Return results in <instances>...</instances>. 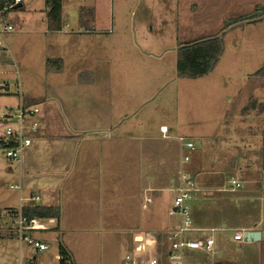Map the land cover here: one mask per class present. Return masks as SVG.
Instances as JSON below:
<instances>
[{
    "label": "rangeland",
    "instance_id": "obj_1",
    "mask_svg": "<svg viewBox=\"0 0 264 264\" xmlns=\"http://www.w3.org/2000/svg\"><path fill=\"white\" fill-rule=\"evenodd\" d=\"M228 1L218 0L219 5L215 6L216 0H200L201 4L204 3L203 8L206 12L200 14L201 17L189 16L188 18L181 13V7L185 4L184 1L182 4V0L179 4L177 3V12L173 8V3H167V0H142L140 2L135 0L123 7H120L115 0H67L63 2V18L67 20L70 31L79 27L82 18H88L93 21L94 28H99V23L106 28L105 30L111 28L110 37L117 35L124 42L139 45L146 53L145 55L151 51V49L148 50L147 45H144L147 42L157 49L155 53L153 52L155 58L160 57V54H165L163 55L166 58L164 64L167 65H160L163 70L167 68L163 72L165 74H161L157 68L153 70L154 74L142 75L148 78L140 77L142 71L140 65H131V72L128 74L126 71L122 75L124 81H114L116 76L113 74L112 66L114 65L111 62L112 65L98 67L99 72H104L101 80L98 75L99 83L106 85L101 90L111 93L107 98L108 103L117 100L119 94L126 98L131 92L142 89L154 96L148 95L147 98L150 101L148 104H150L162 99L164 93L167 92V100H169L167 111L175 114L173 117L176 118L178 130L183 132L186 141H191L195 145L193 157L196 154L197 157L204 154L205 160L211 161L213 158L216 162L215 166L225 170L233 168L234 162L231 165L229 162L240 150L244 155L250 151L249 147L240 146L242 132L239 131H242L245 125L244 118L247 116L245 112L255 111L249 118L254 128V138H258L259 128L264 123L262 117L257 114L262 111L263 104H260V101L264 98V78L256 76V72L264 66V22H262L264 20L254 19L250 22H241L223 31L228 20L256 14L255 9L245 7L244 0H235V11L229 10L232 5L225 6L229 5ZM44 3L45 0H25L24 8L11 11L8 15V22L14 30L4 35L8 52L4 53L1 58L0 82H9L10 91L2 92L0 88V138L4 137L8 122L16 126L15 120L4 118L10 110L18 112L20 105L28 101L32 102L31 104H37L40 113L27 123L30 126L34 120H37L39 127L37 132L27 130V135L33 139V142L36 139L34 146L32 145L35 153L30 162L26 160L25 163L24 161L22 173L17 163L8 160L3 150L0 149V264H19L21 255H37L36 264H59L56 258L59 253V240H61L60 232L56 230L60 225L59 219L55 223H50L48 220L42 222L47 230L37 236L45 240L50 245V249L38 254L34 249L20 245L11 236L8 229L11 226V220L7 219L6 211L20 206L21 193L11 189V186L21 184L23 192L45 195L40 188L42 184L48 183L49 179L45 175H43L45 180L38 176L42 175V172L36 170L38 141L40 137L45 136L48 123L54 120L53 123L60 125L65 120L68 116V107L71 111L75 106L84 107L85 89L80 86L78 80L84 72L83 68L92 66V62L95 63L92 44L96 36H87L90 40L82 44L81 41L70 43L64 35L50 33L47 29L45 14L41 10ZM168 5L172 7H167ZM138 21H140L139 25ZM97 36L106 37L104 33ZM211 36H222L225 44L223 56L215 70L197 79L178 77V48L181 44L200 37ZM62 58H65L66 66L63 73L59 74L60 64L56 61ZM137 62H139V57H135L134 64ZM133 68L137 71L135 76L132 72ZM119 84L124 85L125 91H117ZM106 91L101 94L105 95ZM58 94L64 100L65 106L62 103L63 107L58 103ZM244 102H246L245 106L247 105L245 109H239ZM45 107L47 110L44 109ZM75 114L71 112V118ZM82 116L84 115L81 114ZM227 119L233 122L224 125ZM246 119L248 121V118ZM75 120L72 118L73 123H76ZM52 132L56 130L53 129ZM218 132H223V135L215 138L221 144L227 140L230 141V146L219 148L209 143V139ZM171 142L174 152L173 163L177 160L178 144L175 141ZM178 143L181 144V142ZM127 145L124 148L125 153L128 154ZM255 147L259 149V145L254 146V149ZM68 152L71 153L70 150ZM43 153L47 154L46 150ZM111 162L112 159L106 161L107 167H110ZM127 166H124V171L128 173L123 176L124 178H111L113 171L105 168L104 177H108L107 182L103 178L100 184L95 178L87 177L86 179L89 183L87 187L93 193L101 186L112 187L116 191V193L114 191L103 192L101 196L105 207L102 211L103 220L98 222L96 217L91 216L96 210L86 207L89 203L96 204L100 201L97 195H91L89 192L85 196H80L81 208L74 209L73 206L66 215V227H61V231L66 232L69 244L80 259L77 258L78 264H91L97 260H100V264H113L112 259L115 252L117 256L124 258L122 263L124 264L125 255L128 252V239H130L124 229H127L134 219L137 220L136 216H127L130 212L124 210V202L129 206L130 204L135 206L137 200L135 201L136 195L133 191L138 189V184L134 182L135 179L129 176ZM162 181L160 177L159 182L165 185ZM43 195L42 200L36 202L35 205L43 206ZM165 203L167 201L162 199L154 208L162 217L167 215V204ZM234 234L226 230L214 233L217 254L214 256L226 261L243 259L246 261L244 264H255L250 262V257L258 254V248L249 243L233 242ZM162 238L163 250L161 249L160 254L163 253L167 259V249L170 247V243L167 242V233H164ZM200 257L202 255L199 252L187 249L183 252L185 264L194 260L198 261ZM74 264H76L75 261Z\"/></svg>",
    "mask_w": 264,
    "mask_h": 264
},
{
    "label": "crops",
    "instance_id": "obj_2",
    "mask_svg": "<svg viewBox=\"0 0 264 264\" xmlns=\"http://www.w3.org/2000/svg\"><path fill=\"white\" fill-rule=\"evenodd\" d=\"M115 1H117L120 7H123L135 0ZM140 1L142 0H136V2ZM179 1L167 0V3H173V8L177 12V3L179 4ZM183 1L185 4L181 7V13L186 18L189 16L197 17L203 12H206L203 8L204 3L201 4L200 0H182V4ZM63 2H67V0H63ZM228 2L229 5L225 6L230 7L232 5V8L229 10L235 11V0H229ZM24 3L25 0H22L17 5H21L20 8H24ZM243 3L245 7H249L251 10L264 7V0H244ZM214 4L215 6L219 5L218 0ZM215 6L213 5L214 8ZM167 7L172 6L168 5ZM41 10L45 14L48 31L50 33L64 35L70 43L81 41L82 44H85L90 40L87 39V36H96L92 44L94 48L93 60L95 63L92 62V66L83 68L84 72L81 74V79L78 80L80 81V86L85 89L84 107L75 106L73 108L72 106V111L68 107V116L65 117V120L60 125L56 122L53 123L54 120L48 123L49 126L46 127L45 136L40 137L41 139L38 141L36 148L37 157L35 160L36 170L42 172V175L38 176H41L44 180L46 179L45 177L49 179V182L42 184L40 188L45 195H40L36 192H23L24 195L37 194L41 197L43 195L44 202L42 205L44 207L59 209L60 217L58 221H60V225L56 229L61 235L59 245L61 243L69 250L73 264L74 261L78 264L79 258L69 244L66 232L61 231V227H66V215L73 206L74 209H80L82 206V204L80 205L82 201L80 196H85L89 192L91 195H97L99 197L97 199H100V201L96 204L89 203L86 207L96 210L92 213L93 215H90L96 217L98 222L103 220L102 211L105 207L101 196L103 192L114 191L116 193V191L112 187L104 188L100 185L101 187L94 190L95 192L93 193L87 187L89 183L86 182V179L87 177L95 178L99 184L103 179L106 181L108 177H104L106 175L105 168L106 170L109 168V170L113 171L111 178H124L123 176L128 174L124 171V166L126 165H128L126 168L129 170V176L134 178V182L138 184V189H134L133 191L136 195L135 201L137 200L135 206L132 204L129 206V204L124 202V210L130 212L127 216H136L137 219H134V222L130 223L127 229H124L127 231L128 237H130L128 239V252L126 255L141 240H150L148 242L150 245L146 248L142 260L157 256L161 264H170L168 262V255L171 251V246L167 249V259L163 256V253L160 254L163 250L162 236L164 233L168 235L169 232L176 229L179 225V219L170 217L168 212L176 195L175 190L181 182L179 179L180 171L184 170L195 180L198 188V192H196L195 198L191 203L194 231L187 233L186 238L201 239L212 230L214 233L224 232L226 230L234 232L235 234L259 232L260 239L258 241H235V234L232 240L237 244L249 243L257 247L258 254L251 256L250 262L264 264V123L259 128L258 138H254V128L249 118L255 111L248 110L245 112L248 121L244 118L245 125L242 131H239L242 132L240 134L242 135L240 146L244 148L249 147L250 151L244 155L242 150H240L237 153L239 156L234 155L229 162V165L234 162L233 168L229 170L219 169L215 166L216 162L213 161V158L211 161L205 160L204 154H201L199 157L196 154L193 157L192 153L195 151V148L194 150L187 149L185 145L187 143L186 138L183 132L178 130L176 118L173 117L175 114L173 115V112L168 113L167 111V105L169 103V100H167V92L164 93L162 99H158L159 101L150 104H148L150 101L147 97L148 95L151 97L154 96L146 93L142 89L137 92H131L126 98L119 94L117 95V100H114L113 103H108L107 98L111 93L106 90H101L106 85L99 83V77L101 80L104 72H99L98 67H105L107 64L114 65L112 66L113 74L116 76L114 81H124L122 75L126 71L128 74L131 72V65L141 66L142 71L140 77L148 78L146 75H142L154 74L155 71L153 70L157 68L161 74H165L163 72L167 68L165 67L163 70L160 67V65H167L164 64L166 58L163 55L165 54H160V57L155 58L153 52L155 53L157 49L147 42L144 45H147L148 50L151 49V51H148V55H145L146 53L143 52L139 45L124 42L117 35L110 37L112 35L111 28L105 30L106 28L100 25V23L98 24L100 26L99 28H94L92 26L93 21L88 18H82L79 27L75 28L76 30L70 31L67 20L63 18V12L62 30L51 32L48 28L46 0ZM139 23L140 21H138V25ZM134 28L137 29L136 26ZM101 33H104L106 37L97 36ZM107 39L109 40L107 41ZM165 53L167 54V51ZM135 57H139L137 64H134ZM61 60L63 61V69L61 72H58L59 74L63 73L64 67L66 66V63H64L65 58ZM132 72L135 76V72L137 71L133 68ZM84 76L85 79L83 80ZM117 88L118 92L119 90L125 91V87L122 84H119ZM104 91H106L107 95L101 94ZM57 99L59 101L58 103L61 105L63 103L65 106L60 94L57 95ZM23 103L29 107L37 106V104H31L32 102L28 101ZM245 103L239 106V109H245L247 106H245ZM146 104L148 106L143 108ZM260 104L264 105V98L260 101ZM44 109L47 110L46 107ZM71 112L76 113L72 115V118L74 120L76 118L77 121L75 120V122L78 124L73 123L70 116ZM81 114L84 116L81 117ZM167 114L171 117H168ZM257 114L264 120V110ZM46 116L47 113L45 118ZM227 121H224V125L233 122L229 119ZM53 129L56 132H52ZM225 131H228V129H225ZM222 135L223 132H218L214 137L209 139V143L219 148H222V146H230V141L227 140L221 144L215 138L217 136L221 137ZM171 141H175L178 144L176 151L177 160L173 163L174 152L172 151L173 143ZM35 142L36 139L32 143L33 146ZM178 142H181V144L179 145ZM125 145L130 147L129 149L126 146L129 150L128 154L125 153ZM257 145H259V149L256 147L254 149V146ZM31 147L24 153L22 163L17 164L20 167L21 173L24 167V161L25 163L27 161L30 162L32 160L31 157L35 153V148ZM44 150H46L47 154L43 153ZM186 155H189L191 158L187 164L183 162ZM109 159H112V162L110 167H107L106 161ZM24 170L27 172L26 168ZM160 177L163 179L162 183L165 185L159 182ZM232 180L240 182L242 188L233 189L231 185ZM36 181L39 180L36 179ZM103 183L105 182L103 181ZM162 199L167 201L165 203L167 204V215L163 217L154 210L157 203L161 202ZM138 237H141L139 238L140 241L137 239ZM195 252H199L202 257L198 261L194 260L187 264H244L246 262L243 259L240 261H234L232 259L226 261L217 259L215 257L217 254L214 257H210L206 253L200 251ZM116 253L112 259L114 261L113 264H122L124 258L117 256ZM91 264H100V260L91 262Z\"/></svg>",
    "mask_w": 264,
    "mask_h": 264
},
{
    "label": "built area",
    "instance_id": "obj_3",
    "mask_svg": "<svg viewBox=\"0 0 264 264\" xmlns=\"http://www.w3.org/2000/svg\"><path fill=\"white\" fill-rule=\"evenodd\" d=\"M9 1L5 9H0V67L2 66V56L4 53L8 52L4 35L14 30V27L8 22L9 14H6V12L22 2V0ZM0 88L2 92H8L10 90L9 82H0ZM39 113L40 109L38 106L27 107L22 103L18 112L10 110L4 116V118L8 120L12 119L16 122V126L8 122L6 133L4 137L0 139V149L3 150L8 160L17 164L22 163L24 153L33 143V139L27 135V130L31 129L32 132H37L39 127L37 120H34L30 126H28L27 123L32 118H36ZM185 145L188 150H194L195 148L192 142H187ZM190 160V156L186 155L183 162L187 164ZM179 179L181 182L175 190L176 195L168 212L170 217H176L180 221L178 227L167 235V240L171 246V251L168 255L169 262L170 264H185L183 252L186 249L190 251H200L206 253L210 257H214L216 249L213 230L208 232V235L201 239L186 238L187 233L194 231L191 203L195 198L196 192H198V188L195 180L184 170L180 171ZM231 185L233 189L242 188V184L236 180H232ZM11 189L18 190L21 193L20 206L6 211L7 219L11 220V226L8 228L11 235L20 245L32 248L38 254L48 251L50 245L37 236L47 230V227L42 224L44 219L29 217L24 212L26 207L34 206L36 202L42 200V197L37 194L24 195L21 184L11 186ZM55 221L56 220H48L50 223H54ZM234 239L235 241L244 242L245 236L243 233H236ZM141 241L128 255H126L124 264H161L157 256L142 260L146 248L150 245V243H148L150 240L143 239ZM56 258L60 264L62 260L61 254L58 253ZM36 262L37 255H21L19 264H36Z\"/></svg>",
    "mask_w": 264,
    "mask_h": 264
},
{
    "label": "trees",
    "instance_id": "obj_4",
    "mask_svg": "<svg viewBox=\"0 0 264 264\" xmlns=\"http://www.w3.org/2000/svg\"><path fill=\"white\" fill-rule=\"evenodd\" d=\"M9 2V0H0V9H5ZM46 6L49 30L51 32L61 31L63 0H46ZM20 9L22 8L10 9L6 14ZM254 19L264 20V7L257 8L256 14L254 15L245 18L240 17L235 20H228L225 23L223 31L240 24L241 22H250ZM224 50L225 44L222 36L200 37L197 40L182 43L178 48V77L197 79L212 73L220 62ZM58 62L60 64L58 71L61 72L63 69V61H56V63ZM256 76L264 78V66L256 72ZM262 110H264V105H262ZM24 212L29 217L44 220L57 221L60 217L59 209L53 207L38 205L28 206L24 209ZM59 253L62 256L60 264H73L69 250L61 243L59 245Z\"/></svg>",
    "mask_w": 264,
    "mask_h": 264
},
{
    "label": "water",
    "instance_id": "obj_5",
    "mask_svg": "<svg viewBox=\"0 0 264 264\" xmlns=\"http://www.w3.org/2000/svg\"><path fill=\"white\" fill-rule=\"evenodd\" d=\"M20 7H21V5H16L14 8L18 9ZM244 236H245L246 242L258 241L260 239V233L259 232H246L244 234ZM139 238H141V237H138L137 239L139 240Z\"/></svg>",
    "mask_w": 264,
    "mask_h": 264
}]
</instances>
